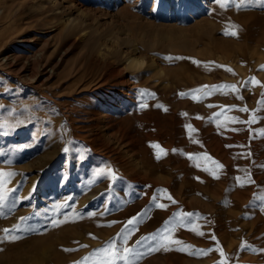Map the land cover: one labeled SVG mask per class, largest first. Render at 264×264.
Masks as SVG:
<instances>
[{
    "label": "rangeland",
    "instance_id": "1",
    "mask_svg": "<svg viewBox=\"0 0 264 264\" xmlns=\"http://www.w3.org/2000/svg\"><path fill=\"white\" fill-rule=\"evenodd\" d=\"M0 43L39 51L0 66V264H264L259 0H0Z\"/></svg>",
    "mask_w": 264,
    "mask_h": 264
},
{
    "label": "snow or ice",
    "instance_id": "2",
    "mask_svg": "<svg viewBox=\"0 0 264 264\" xmlns=\"http://www.w3.org/2000/svg\"><path fill=\"white\" fill-rule=\"evenodd\" d=\"M253 0H216V3L220 6V7H229V6H235L236 8H243L245 6H247L248 4L252 3ZM260 4L261 5H264V0H259ZM231 28L233 30L231 31H227L225 32L226 35H231V36H236L237 35V31L235 30L236 29V26L233 25L231 26ZM261 70H264V66H261ZM249 82H252V83H257L255 81V78H250V81ZM248 82H245V86L247 85ZM207 87V86H205ZM214 89H223V88H232V89H235L236 86L235 85H215V86H212ZM198 91V90H197ZM264 95V94H262ZM260 103H264V101H258V104ZM143 107V105H142ZM241 111H248L247 108H243V109H240ZM234 119V118H232ZM249 123H253L255 122L254 118L251 119L250 121H248ZM189 129H191V126L188 125L187 126ZM192 131H194V129H192ZM65 151H67V149H65ZM163 151V150H161ZM191 158V157H189ZM217 167H221L220 165H217ZM4 175H12L11 173H0V177L4 176ZM240 178H237V181L239 182ZM241 187H243L244 185L243 184H240ZM155 198V197H154ZM169 200H171L172 203H176V201L172 200V198L169 196L168 197ZM156 207L158 208H163L165 207V205L163 204H160V203H157L156 204ZM180 215V223H181V226H184L183 222L185 219H188L190 217H192L194 214L193 213H182V214H179ZM135 222V218L133 219H129L127 221V224L128 225H132L133 223ZM15 227V226H14ZM193 231H195L196 229L193 228L192 229ZM3 231L5 233H11L13 231V229H3ZM199 235H203V233H198ZM131 234L129 233L128 235H123V233H117V237H122V243L123 244H127V241L129 239V236ZM13 240L17 239V237L15 236H12L11 237ZM152 239H155V237H153ZM213 240H215V237L213 236L212 237ZM137 244L140 243L139 240L136 241ZM168 243H179V241H172L170 239L169 236H164L159 244L157 245V247L153 248V247H149V252H152V251H158L160 249H163L165 251H168L169 248L167 247V244ZM244 247H247L246 244H244L242 242L241 244V248H244ZM217 252L220 253V256L223 258L221 259V261L219 262V264H226V258H225V254L224 252L222 251V249H220L219 247H217L215 249ZM66 251H68L66 249ZM207 251H211V249L209 250H201L200 254H203V255H206L207 254ZM97 253L99 254H102L103 257H104V261H103V264H115V261L117 260H120V261H124L125 264H131V261H129V254L133 253V248L132 247H123L122 249L119 248L118 246V243H117V238L114 237L112 238L111 240H109L107 243H106V246L105 247H102L100 249L97 250ZM85 261L89 259V257H84L83 258ZM76 264H81L80 261H77Z\"/></svg>",
    "mask_w": 264,
    "mask_h": 264
},
{
    "label": "bare ground",
    "instance_id": "3",
    "mask_svg": "<svg viewBox=\"0 0 264 264\" xmlns=\"http://www.w3.org/2000/svg\"><path fill=\"white\" fill-rule=\"evenodd\" d=\"M175 26V24H173ZM181 25V24H180ZM183 25V24H182ZM179 27V26H178ZM61 28V25H56L53 29H59ZM51 30V29H50ZM183 30V29H182ZM57 31L59 30H56V33ZM61 31V30H60ZM51 32V31H50ZM55 32V31H53ZM180 34V33H179ZM51 35V33L49 34ZM53 35V34H52ZM55 35V34H54ZM182 35V34H181ZM34 36V35H33ZM183 36V35H182ZM31 38H21L17 41L20 42V48L21 49H25V48H29L31 46H34L37 41H36V38L35 37H32L30 36ZM37 37V36H36ZM49 37V36H47ZM181 38V37H179ZM42 39V38H41ZM76 39V38H75ZM8 40V39H7ZM6 41L2 42V44H5ZM45 41V40H44ZM43 42V41H42ZM1 44V43H0ZM2 44L0 45V66H3L5 68V70H7L8 72H5V73H8V74H15V76L18 78L19 81H24L23 79H26L27 76H28V73H30V70H31V58L32 56H36L39 51H36L33 55H30L27 51H25L24 53H21L19 52V50H13L9 47H5V46H2ZM19 44V43H18ZM38 44V43H37ZM41 44V43H40ZM43 44V43H42ZM40 46V45H39ZM42 46V45H41ZM18 49V48H17ZM36 49V48H35ZM33 48V50H35ZM43 50V48H42ZM32 51V50H31ZM30 52V51H29ZM35 58V57H34ZM42 58V57H41ZM132 59V58H130ZM104 60V59H103ZM35 61V60H34ZM41 61V60H40ZM59 61H60V58H59ZM129 61V60H128ZM137 61V60H136ZM56 62V61H54ZM53 64V63H52ZM56 66V65H55ZM54 68V66H53ZM52 68V69H53ZM57 68V67H56ZM106 69V68H105ZM2 70V69H1ZM0 70V71H1ZM48 70V69H47ZM2 72V71H1ZM43 72V71H42ZM103 73V72H102ZM124 73V72H123ZM39 74V73H38ZM48 74V73H47ZM52 74V73H51ZM101 75V74H100ZM52 76V75H51ZM122 76V75H120ZM10 77V76H9ZM101 77V76H100ZM128 77V76H127ZM37 78V77H36ZM48 78V77H47ZM46 78V79H47ZM125 78V77H124ZM35 79V78H34ZM111 79V78H110ZM109 79V80H110ZM99 79H97L98 81ZM114 80V79H112ZM111 80V81H112ZM127 80V79H126ZM44 81V80H43ZM96 81V82H97ZM124 81V80H123ZM32 82V81H31ZM42 82V81H41ZM95 82V83H96ZM121 82V80H120ZM25 83V82H24ZM23 83V84H24ZM29 83V82H28ZM40 83V82H39ZM107 83V82H106ZM124 83V82H123ZM131 83V82H130ZM18 84V83H17ZM21 84V83H20ZM41 84V83H40ZM118 84V83H117ZM121 84V83H120ZM129 84V83H127ZM134 84V83H133ZM33 85V84H32ZM39 85V84H38ZM113 85V84H112ZM30 86V85H29ZM109 86V85H108ZM99 87V86H98ZM102 87V86H101ZM108 88V87H107ZM120 89V88H119ZM104 90V89H103ZM123 90V89H122ZM91 91V90H90ZM98 92V91H97ZM126 93V92H125ZM47 94V93H46ZM106 94V93H105ZM109 94V93H108ZM113 94V93H112ZM128 94V93H127ZM129 95V94H128ZM59 100H57L56 102H58ZM79 104V103H78ZM71 106V105H69ZM77 107V106H76ZM68 110V109H67ZM73 110H76V109H73ZM72 110V111H73ZM80 111V109H78ZM77 111V110H76ZM85 111V110H84ZM81 113V112H80ZM66 114V112H65ZM79 114V113H78ZM83 114V113H82ZM86 114V113H85ZM84 114V115H85ZM68 115V114H67ZM81 115V114H80ZM87 116V115H86ZM90 116V115H89ZM84 116H81V119L83 118ZM86 118V117H85ZM78 119V117L76 118ZM75 119H73L74 121ZM88 120V119H87ZM76 121V120H75ZM78 121V120H77ZM70 123H71V120H70ZM84 124V123H83ZM76 125V124H74ZM84 126V125H83ZM78 127V126H77ZM81 127V126H80ZM76 128V127H75ZM137 204H140V203H137ZM136 208V207H135ZM132 209V208H131Z\"/></svg>",
    "mask_w": 264,
    "mask_h": 264
}]
</instances>
